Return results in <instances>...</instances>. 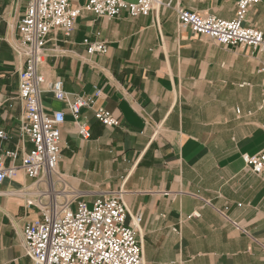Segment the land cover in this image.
<instances>
[{
	"label": "crops",
	"instance_id": "obj_1",
	"mask_svg": "<svg viewBox=\"0 0 264 264\" xmlns=\"http://www.w3.org/2000/svg\"><path fill=\"white\" fill-rule=\"evenodd\" d=\"M161 1L171 8L112 19L84 12L72 35H50L40 68L47 82L62 79L70 101L101 92L82 110L91 127L83 139L67 104L45 89L44 111L66 115L59 171L89 207L123 193L127 225L142 215L144 264H264V174L242 158L264 150V51L223 47L180 26L178 7L232 21L237 0ZM27 7L0 0V131L8 136L0 147L19 153L18 166L32 149L19 134L24 61L13 48ZM244 25L264 33L263 3ZM86 39L106 42L108 53L88 54ZM100 108L120 125L98 121ZM32 183L20 171L0 184V264H32L23 231L40 212L13 194ZM225 207L247 233L217 211Z\"/></svg>",
	"mask_w": 264,
	"mask_h": 264
},
{
	"label": "built area",
	"instance_id": "obj_2",
	"mask_svg": "<svg viewBox=\"0 0 264 264\" xmlns=\"http://www.w3.org/2000/svg\"><path fill=\"white\" fill-rule=\"evenodd\" d=\"M73 0H28V7L19 21V38L13 43L17 55L24 61L19 74V98L24 117L19 134L32 149L16 165L17 151L3 152L0 147V184L14 179L20 171L33 183L16 194L28 206H35L40 218L29 223L23 233L22 246L32 264H144V250L138 236L142 218L134 217L127 226L128 208L122 197L113 194L99 198L92 207L78 201L73 190L59 171L62 149L61 127L66 121L63 111H44L43 93L48 89L56 100L66 103L83 139L91 137V127L82 118V110L91 107L94 97L77 95L69 100L62 79L48 83L40 68L47 56L49 36L54 32L72 35L77 19L89 12L112 19L126 10L132 17L147 16L162 3L159 0H87L84 6H73ZM264 0H237L236 18L232 21L214 15H200L183 8L177 9L182 29L211 38L224 47L239 46L264 51V33L244 25L248 12ZM167 6H170L169 4ZM87 53L106 54L104 41H84ZM264 107V87L262 90ZM94 117L107 127H117L120 120L106 108L94 111ZM1 139H8L0 131ZM11 164H7V159ZM247 166L257 174L264 173V150L255 156H243ZM196 216H199L196 214ZM235 226L239 227L236 223Z\"/></svg>",
	"mask_w": 264,
	"mask_h": 264
},
{
	"label": "rangeland",
	"instance_id": "obj_3",
	"mask_svg": "<svg viewBox=\"0 0 264 264\" xmlns=\"http://www.w3.org/2000/svg\"><path fill=\"white\" fill-rule=\"evenodd\" d=\"M162 4L160 5V6H157L156 5V7H155V9H158V8H160V7H165V8H171V6H172V4L171 3H163L161 0H159ZM87 3V2H86ZM85 3V4H86ZM85 4H83V5H73V3H72V5L73 6H76V7H79V6H84ZM170 5V6H167V5ZM178 8H181V7H178ZM177 8V9H178ZM154 9V10H155ZM153 10V11H154ZM177 11V10H176ZM188 11V10H187ZM152 13V12H151ZM150 15V14H149ZM148 16V15H147ZM222 19V18H221ZM225 20V19H224ZM50 37V36H49ZM209 39H211V38H209ZM211 40H213V39H211ZM215 43H217V44H219L217 41H215V40H213ZM220 45V44H219ZM222 46V45H221ZM224 47V46H223ZM239 114H240V111H237ZM119 117V116H118ZM120 120V119H119ZM118 127V126H117ZM264 129V128H263ZM82 137V136H81ZM83 138V137H82ZM263 151V150H262ZM261 151V152H262ZM259 154V153H258ZM244 155H246V154H244ZM243 155V156H244ZM248 155V154H247ZM243 156H242V158H243ZM251 156V155H250ZM255 156V155H254ZM9 159V158H8ZM19 159V158H18ZM10 160V159H9ZM243 160H244V158H243ZM244 162H245V160H244ZM12 163V162H11ZM246 163V162H245ZM247 165V164H246ZM249 167V166H248ZM251 168V167H250ZM252 169V168H251ZM252 171H253V169H252ZM254 172V171H253ZM255 173V172H254ZM256 175H263L264 173H262V174H257V173H255ZM29 177V176H28ZM34 181V180H33ZM70 186V185H69ZM71 187V186H70ZM72 188V187H71ZM113 194H118L117 196H121L122 198L121 199H123V193L122 192H117V193H111V195H113ZM110 195V196H111ZM105 198V197H104ZM123 201H124V199H123ZM125 203V202H124ZM127 206V205H126ZM29 207H32V206H29ZM227 210H228V208L227 207H225L223 210H217L221 215H223V216H225L229 221H231L234 225H235V223L239 226V227H237L238 229H241V230H243V232H245V233H247V231L246 230H244V229H242L241 228V226H240V224L238 223V222H235V221H232L228 216H226L225 215V212H227ZM128 214H129V211H127V217H128ZM196 214H198L199 216H196ZM136 216H139V217H141L142 218V215H136ZM136 216H134V217H136ZM133 217V218H134ZM194 218H199L200 217V213L197 211L195 214H194V216H193ZM37 220V219H36ZM134 220V219H133ZM35 221V220H34ZM33 222V221H32ZM31 223V222H30ZM128 226V225H127ZM23 233H24V231H23ZM141 235H142V229H141V223H140V225H139V229H138V236H139V240L141 241V243H142V238H141ZM23 239H24V237H23ZM22 243H23V241H22ZM142 245H143V243H142ZM29 257V256H28Z\"/></svg>",
	"mask_w": 264,
	"mask_h": 264
}]
</instances>
